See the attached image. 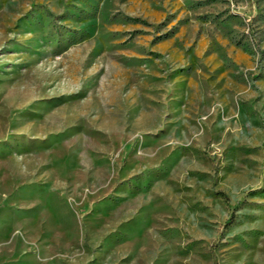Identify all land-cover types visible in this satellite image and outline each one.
<instances>
[{"label":"rangeland","instance_id":"obj_1","mask_svg":"<svg viewBox=\"0 0 264 264\" xmlns=\"http://www.w3.org/2000/svg\"><path fill=\"white\" fill-rule=\"evenodd\" d=\"M0 264H264V0H0Z\"/></svg>","mask_w":264,"mask_h":264}]
</instances>
